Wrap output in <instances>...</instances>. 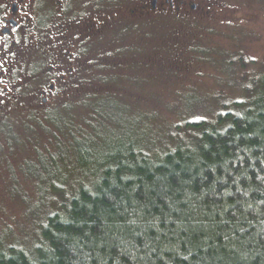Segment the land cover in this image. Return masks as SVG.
<instances>
[{
	"label": "rangeland",
	"instance_id": "obj_1",
	"mask_svg": "<svg viewBox=\"0 0 264 264\" xmlns=\"http://www.w3.org/2000/svg\"><path fill=\"white\" fill-rule=\"evenodd\" d=\"M150 1H68L79 67L45 107L43 82L25 70L38 48L21 40L24 68L0 90V246L31 251L48 214L117 148L174 144L191 135L187 122L241 113L264 94V0L142 11Z\"/></svg>",
	"mask_w": 264,
	"mask_h": 264
},
{
	"label": "trees",
	"instance_id": "obj_2",
	"mask_svg": "<svg viewBox=\"0 0 264 264\" xmlns=\"http://www.w3.org/2000/svg\"><path fill=\"white\" fill-rule=\"evenodd\" d=\"M191 135L117 148L0 264H264V94Z\"/></svg>",
	"mask_w": 264,
	"mask_h": 264
},
{
	"label": "flooded vegetation",
	"instance_id": "obj_3",
	"mask_svg": "<svg viewBox=\"0 0 264 264\" xmlns=\"http://www.w3.org/2000/svg\"><path fill=\"white\" fill-rule=\"evenodd\" d=\"M68 1L0 0V90L7 92L4 84L24 68L28 48H23L21 40L28 37L38 50L32 51L25 70L31 72L33 79L43 82L38 92L42 106L60 97L61 88L67 86L79 67V34L78 40L65 36L64 20L72 11ZM184 4L183 0L177 5L175 0H151L142 11H157L161 6L180 10ZM194 7L193 3L191 8ZM76 16L79 19V14ZM92 25L91 21L89 26ZM77 26L79 33V23Z\"/></svg>",
	"mask_w": 264,
	"mask_h": 264
}]
</instances>
